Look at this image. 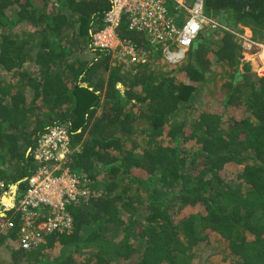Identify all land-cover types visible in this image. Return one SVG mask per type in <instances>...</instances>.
<instances>
[{
    "label": "trees",
    "instance_id": "obj_1",
    "mask_svg": "<svg viewBox=\"0 0 264 264\" xmlns=\"http://www.w3.org/2000/svg\"><path fill=\"white\" fill-rule=\"evenodd\" d=\"M109 6L0 0V180L24 193L38 136L60 124L69 170L97 191L68 207V230L41 233L28 249L23 214L6 211L0 264H201V244L215 236L219 264H264V75L223 28L247 27L264 42V0H205L219 25L204 27L177 64L124 16L116 33L146 63L93 50ZM210 76L214 96L194 104Z\"/></svg>",
    "mask_w": 264,
    "mask_h": 264
},
{
    "label": "built area",
    "instance_id": "obj_2",
    "mask_svg": "<svg viewBox=\"0 0 264 264\" xmlns=\"http://www.w3.org/2000/svg\"><path fill=\"white\" fill-rule=\"evenodd\" d=\"M108 1L110 6L103 19L105 26L92 35L90 47L93 50H109L121 64L146 63L144 52L116 33L123 16L128 30L142 33L152 46H158L163 60L169 64L183 60L192 41L205 25H219L205 14V0ZM223 28L234 33L245 50L259 44L252 37ZM36 141L32 153L39 166L33 174L23 178L27 181L24 193L19 192V182L12 190V184L0 180V229L11 225L6 219V211H20L25 220L21 229V244L25 249L35 247L41 233L68 230L72 224L68 207L88 195H97V191L90 187L88 176L72 173L67 166L71 150L64 126L48 127ZM6 194L12 195V202H5L3 197ZM42 212H46L45 218L35 223Z\"/></svg>",
    "mask_w": 264,
    "mask_h": 264
},
{
    "label": "rangeland",
    "instance_id": "obj_3",
    "mask_svg": "<svg viewBox=\"0 0 264 264\" xmlns=\"http://www.w3.org/2000/svg\"><path fill=\"white\" fill-rule=\"evenodd\" d=\"M209 17L212 18L213 20L217 21L215 19V17H212V16H209ZM204 27L207 28V27H213V26L208 24V25H205ZM239 29H241V31L233 28V31H235L241 35H246L247 37H252V31L249 28L242 27L239 25ZM256 42L259 43L257 45L256 52H254L250 55H247L245 53L243 60L249 61L251 64V69L258 76H262V75H264V61L262 60V59H264V42H259V41H256ZM252 47L250 49H252ZM259 71H261V72H259ZM216 79H217V76L216 77L210 76L205 83L206 85H204L202 88H200L199 90L194 92V94L192 95V98H191V102H193L194 104H199V105L202 104L204 107L207 106L210 103V99L214 96L213 86L215 84ZM82 85H84V84L82 83ZM246 94H247V92L244 91V96H243L244 98H246ZM62 161H63V158H61V162ZM229 169L233 170V169H235V166L230 165ZM8 196H9V194H8ZM201 245H202L201 249H202V253H203V255H202L203 258L200 261L201 264H210V263L219 264L221 262V256H222L221 254L223 252V241L222 240H219L217 238V236H215L213 238V240L210 242V244L205 245L204 243H202ZM1 253H2V251H1ZM203 259H204V261L202 262Z\"/></svg>",
    "mask_w": 264,
    "mask_h": 264
},
{
    "label": "clouds",
    "instance_id": "obj_4",
    "mask_svg": "<svg viewBox=\"0 0 264 264\" xmlns=\"http://www.w3.org/2000/svg\"><path fill=\"white\" fill-rule=\"evenodd\" d=\"M217 22V21H216ZM210 25V24H209ZM212 26V25H211ZM214 27V26H213ZM235 38H236V36H235ZM236 41H237V39H236ZM237 43H238V41H237ZM239 44V43H238ZM247 54V55H250V54H248L247 53V50H245V49H243L242 51H241V60H243V57H244V54ZM251 65V64H250ZM16 184V183H15ZM15 184H12V186H14Z\"/></svg>",
    "mask_w": 264,
    "mask_h": 264
},
{
    "label": "bare ground",
    "instance_id": "obj_5",
    "mask_svg": "<svg viewBox=\"0 0 264 264\" xmlns=\"http://www.w3.org/2000/svg\"><path fill=\"white\" fill-rule=\"evenodd\" d=\"M12 190H15V187H14V186L12 187ZM10 197L13 199L12 195H9V196H8V194H6V195L3 197V199L5 200V202H9V200H10L9 198H10ZM11 202H12V201H11ZM8 204H9V203H8Z\"/></svg>",
    "mask_w": 264,
    "mask_h": 264
},
{
    "label": "water",
    "instance_id": "obj_6",
    "mask_svg": "<svg viewBox=\"0 0 264 264\" xmlns=\"http://www.w3.org/2000/svg\"><path fill=\"white\" fill-rule=\"evenodd\" d=\"M14 186H15V188H16V184H15Z\"/></svg>",
    "mask_w": 264,
    "mask_h": 264
}]
</instances>
